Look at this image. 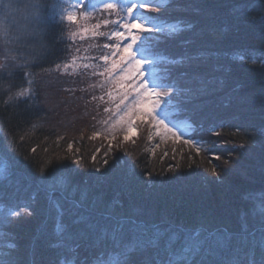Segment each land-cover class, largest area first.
Here are the masks:
<instances>
[{
	"label": "trees",
	"instance_id": "obj_1",
	"mask_svg": "<svg viewBox=\"0 0 264 264\" xmlns=\"http://www.w3.org/2000/svg\"><path fill=\"white\" fill-rule=\"evenodd\" d=\"M73 1L29 0L17 15L19 0H0V15L13 13L0 65V223L12 246L0 264H264V0H157L155 28L132 29L149 76L175 88L169 126L200 144L166 161L148 128L97 151L77 114L99 102L93 77L66 65L106 0L72 18Z\"/></svg>",
	"mask_w": 264,
	"mask_h": 264
},
{
	"label": "rangeland",
	"instance_id": "obj_2",
	"mask_svg": "<svg viewBox=\"0 0 264 264\" xmlns=\"http://www.w3.org/2000/svg\"><path fill=\"white\" fill-rule=\"evenodd\" d=\"M91 1H73L70 11L72 18L76 15L77 8L85 9V2L90 3ZM28 2L29 0H19L22 6L15 13L20 15L19 11L25 12L24 7ZM157 2L159 1L155 0L150 3L148 0H106L95 5L93 10L105 12L107 17L104 16L103 19L100 17L99 22L95 21L81 28L84 40H91V43L83 41L81 56L79 55L76 59L77 63H74L77 67L72 64L66 65V71H80V67L89 75L88 77L94 78L90 79L89 83H85V88L90 89L89 97L91 95L92 98L97 97L99 102L93 104L91 109L83 104V109L77 111V114L84 120L88 119L86 126L89 129L92 127V131L96 130L94 136L96 137L95 143L98 145L97 151L102 150L104 155L109 154L112 149H121L127 142H133L138 133L144 132V128L149 129L150 153L161 157L162 160L166 161L167 157L176 152L179 155L184 151L195 152V155L200 152V144L186 139V132L174 131L169 126V119L163 111L172 101L170 97L171 93L175 92V88L163 90L152 80L149 74L156 68L154 64L151 65L147 61L146 57L139 54L137 44H135L138 34L132 29L138 26L142 31H147L145 27L151 24L152 17H156L158 12H163V10L158 11L148 7L153 4L155 7L159 6ZM12 14L7 11L0 15V65L5 50L3 43H7L5 32ZM92 15L95 16V14ZM150 26L155 28L152 24ZM169 28H176V25ZM164 30L163 34L156 32L152 36L162 38L160 35L167 36L175 32L172 29ZM83 36L80 35L82 40ZM166 64L170 65L173 62L167 61ZM178 64L181 63L178 62ZM70 82V78L64 80V83L70 84ZM95 88L98 91L92 93ZM84 97H86L85 94ZM93 115L95 118H92ZM189 155L190 157L195 156L193 153ZM13 213L14 211H10L8 214ZM3 226L0 223V258L2 260L6 257V253H3L9 249V246H12L9 243L12 235L3 231Z\"/></svg>",
	"mask_w": 264,
	"mask_h": 264
}]
</instances>
